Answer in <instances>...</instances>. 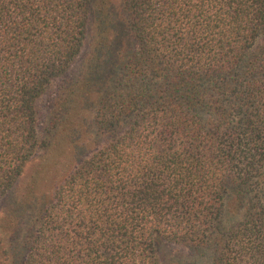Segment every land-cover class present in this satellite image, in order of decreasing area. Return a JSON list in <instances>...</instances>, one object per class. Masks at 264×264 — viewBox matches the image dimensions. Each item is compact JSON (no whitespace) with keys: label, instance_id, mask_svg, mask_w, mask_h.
<instances>
[{"label":"trees","instance_id":"obj_1","mask_svg":"<svg viewBox=\"0 0 264 264\" xmlns=\"http://www.w3.org/2000/svg\"><path fill=\"white\" fill-rule=\"evenodd\" d=\"M160 241L264 264V0H0V264H161Z\"/></svg>","mask_w":264,"mask_h":264},{"label":"rangeland","instance_id":"obj_2","mask_svg":"<svg viewBox=\"0 0 264 264\" xmlns=\"http://www.w3.org/2000/svg\"><path fill=\"white\" fill-rule=\"evenodd\" d=\"M94 35H95V32L90 28V34L88 36V39L85 42L82 53L75 60V62L72 64V67H71L70 71L68 72L66 79L69 77H72V76H77L80 73V71H82V68H83L82 65H83V62L85 59V55L87 54V52L90 48V44H91V41H92V38L94 37ZM60 83H61V81L56 82V84L46 93V95L40 101V107H41V112H42L43 118H47V116L49 114L50 106L53 102V98L55 97V95L58 91ZM43 159L38 158V160H35L33 162V165H31V167L28 169V173H27L26 178H23V180L20 184L21 187L27 185L30 182H31L30 184H32V182H35L34 179L36 178L38 180L37 186L39 187L37 190L38 197L36 196V194L34 195L35 197H37L36 199H40L39 197H40V194L42 192H45L44 194H46V196H48L52 190L51 188H52V181H53L54 175L51 176V171L50 172L48 171L49 170L48 164L51 163V160H49V157L44 159V161H42ZM41 168H44V170L40 173V175H42V176H40L38 174V172L40 171ZM28 175H30V177ZM31 175H32V177H31ZM33 184L36 186L35 183H33ZM20 185H18V187H20ZM21 187L18 188L19 192L18 193L16 192V194H18V197H20V198L22 195L20 193L24 192L21 189ZM50 196H51V194H50ZM11 197H13L12 194H11ZM5 201H6V199H5ZM34 204L38 205L35 202H34ZM38 207H39V205H38ZM157 247H158V256H159V260H160L161 264H176V262L178 260H180L181 258L186 259L187 257L191 256V251L181 244H176V243H172V242H168V241H160V242H158Z\"/></svg>","mask_w":264,"mask_h":264}]
</instances>
